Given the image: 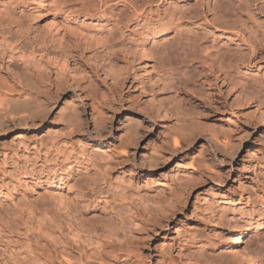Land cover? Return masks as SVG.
<instances>
[{
	"label": "rangeland",
	"instance_id": "1",
	"mask_svg": "<svg viewBox=\"0 0 264 264\" xmlns=\"http://www.w3.org/2000/svg\"><path fill=\"white\" fill-rule=\"evenodd\" d=\"M59 1L90 36L47 32L39 0H0V264H231L214 243L241 223L240 248L264 264V0L254 23L233 21L242 90L205 64L195 84L184 27L148 60L135 54L158 2L133 17L125 0ZM27 92L39 112L5 105ZM52 182L69 188L72 213Z\"/></svg>",
	"mask_w": 264,
	"mask_h": 264
},
{
	"label": "bare ground",
	"instance_id": "2",
	"mask_svg": "<svg viewBox=\"0 0 264 264\" xmlns=\"http://www.w3.org/2000/svg\"><path fill=\"white\" fill-rule=\"evenodd\" d=\"M125 1L127 2V6H129L131 9V15L133 17H139V15L146 11V3L150 4L158 2L162 7V10H160L155 15H159L160 17L156 25L151 24L153 26L145 27L140 33L138 32L137 38L134 39V52L141 59L148 60V58L151 56V47L149 45H153L156 42V38L165 36V33L168 32L171 27H184L186 29L184 30L187 32V34L189 32H192L193 34L192 66L193 72L195 74V84L200 85L202 83V70L205 64L211 78L217 79V76L215 75L220 74L223 76V80H227L229 84L237 86L240 90L244 89L245 86L248 85L245 80V76L240 71V68L244 65V61L243 55H241V44L240 41H238V37H236V44L234 41L237 27L233 24V21L236 20L239 23L243 22L241 23L242 26H245V23L247 22H251L250 20L253 19L251 17L252 3L256 2L257 0H214V2H211L209 5H206V2L212 0H176L173 1V3H168L167 7L162 6V4L164 2L167 3L170 0H145L144 4L140 7L135 6V3L133 2H129L127 0ZM59 3V0H39V3L37 4L39 9L37 10V18H43L47 32L49 31L50 33H56L61 29L73 28L76 32H79L80 35L85 34L90 36V33L84 30L86 28L82 24H77L72 27V25L78 22H75L76 19L71 17L69 12L70 9L62 7V5ZM254 6V8H257V5ZM161 14H163V17ZM152 15L154 14H151V16ZM149 21H153V19L150 17ZM253 21L251 23H254ZM239 31L242 32L241 28H238L236 32L239 33ZM102 42L103 40L101 43ZM166 66L167 65H165L164 68L167 74L169 68ZM233 71L236 72V79L233 78L234 80H230L228 75ZM26 97L28 100L21 102L15 101L13 97H7L5 105H12L13 107L25 105V107H27L30 104L35 105L39 102L37 97L33 96L30 92L26 93ZM40 108H42L41 105ZM31 109L34 112H39L40 110L36 105L31 107ZM66 109L69 108L65 107L64 111ZM70 109L72 110V114L67 115H69L71 120L77 121L79 117L76 110L74 107ZM5 113L6 107H3V109L0 110V127L5 123L2 118ZM259 113L263 119L264 128V109L259 110ZM30 114H27V116ZM13 117H15V120L18 123L24 121L23 115L18 116V114H16ZM31 118L33 119V116H31L29 119L32 120ZM123 122L127 126L130 124L131 127L136 124L134 122H130L129 118L127 117L123 119ZM93 129L98 131V126L93 124ZM260 139L264 141V137H260ZM144 160L146 163L151 162V160L147 158ZM54 183L52 182L50 193L57 200L58 206H61L62 209L68 214L72 213V210H70L72 209V207H70L72 201L70 200V195L67 193L69 188L67 189L64 184L55 185ZM54 186L55 188H53ZM234 229L236 231L233 236L228 238L226 237L224 242L215 241L214 247L224 246L226 248V255L228 254L227 256L229 257L226 263L256 264V259L240 248L242 237L246 231L249 230L247 224L241 223L236 225Z\"/></svg>",
	"mask_w": 264,
	"mask_h": 264
}]
</instances>
